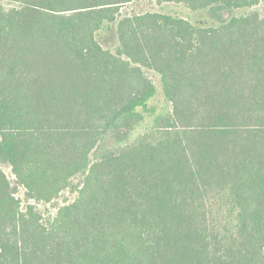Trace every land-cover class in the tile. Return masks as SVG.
Segmentation results:
<instances>
[{
  "label": "trees",
  "instance_id": "obj_1",
  "mask_svg": "<svg viewBox=\"0 0 264 264\" xmlns=\"http://www.w3.org/2000/svg\"><path fill=\"white\" fill-rule=\"evenodd\" d=\"M137 1L0 0V264H264V0Z\"/></svg>",
  "mask_w": 264,
  "mask_h": 264
},
{
  "label": "rangeland",
  "instance_id": "obj_2",
  "mask_svg": "<svg viewBox=\"0 0 264 264\" xmlns=\"http://www.w3.org/2000/svg\"><path fill=\"white\" fill-rule=\"evenodd\" d=\"M139 3V4H137ZM137 3L135 4H128L126 5L123 9H121L122 13L125 12H141V11H146V10H153V11H161V12H167V11H174V12H179L182 16H187V13L184 9H181L180 7H175L173 5H162V7L159 6H155V5H149L146 4L145 2H143L142 0H138ZM255 10H257L262 17H264V4H260L258 5ZM242 13V12H241ZM243 14V13H242ZM203 19V15L200 14H190V21L192 22H196L197 20H202ZM149 78L153 81V83L159 88V79L156 75L149 73L148 74ZM3 172L4 174L7 176V178L9 180H13V176L10 172V169L7 166H4L3 168ZM74 197V195H70L68 193H65L64 195H62L59 200L55 201L54 203L48 204V205H37L38 210H40L41 214H42V218L46 219L47 216L51 213L54 212L55 207L62 205L64 202V200H72ZM17 198H20L21 200H23V195H22V190L18 191L17 194ZM23 203H22V207H23Z\"/></svg>",
  "mask_w": 264,
  "mask_h": 264
}]
</instances>
